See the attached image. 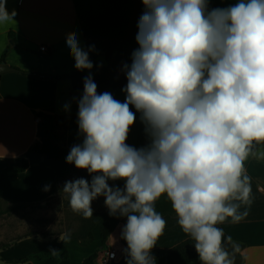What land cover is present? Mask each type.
<instances>
[{
  "label": "clouds",
  "instance_id": "obj_1",
  "mask_svg": "<svg viewBox=\"0 0 264 264\" xmlns=\"http://www.w3.org/2000/svg\"><path fill=\"white\" fill-rule=\"evenodd\" d=\"M7 3L0 0V25L18 14ZM142 3L138 47L121 69L123 102L98 92L95 45H83L75 31L66 35L74 67L88 72L81 95L72 98L82 139L66 162L91 179L68 180L62 192L85 219L101 196L109 216L126 218L120 232L126 264H157L152 250L167 221L155 204L164 194L201 264H235L239 245L218 225L247 217L253 194L245 161L264 158V0L225 7H210L212 0ZM63 108L70 111L71 102ZM136 113L148 141L140 147L127 143ZM59 239L65 244L71 235Z\"/></svg>",
  "mask_w": 264,
  "mask_h": 264
},
{
  "label": "crops",
  "instance_id": "obj_2",
  "mask_svg": "<svg viewBox=\"0 0 264 264\" xmlns=\"http://www.w3.org/2000/svg\"><path fill=\"white\" fill-rule=\"evenodd\" d=\"M215 1L217 7L234 2ZM7 9L10 12L16 9L18 14L12 22L0 25V63L5 49L10 46L5 63L17 70L0 75V210L3 211L0 216V264H22L21 258L44 250L52 239L66 233L62 228L77 227L78 221L76 213L72 216L71 207L67 210L63 206L65 194L51 168L30 165L23 172L11 168L21 164L19 159L36 141L40 142L37 159L63 152V146L37 136L40 113L69 117L66 141L69 149L82 139L77 134L78 106L72 99L82 92L72 88L70 78L44 79L23 71L59 75L77 71L66 45L67 33L75 31L83 45L96 47V51L90 53L95 77L106 72V40L122 42L123 51L113 55L109 80H123L126 76L121 71L122 65L131 63V53L138 47L137 22L144 5L142 0H8ZM44 45L46 51L40 50ZM121 89L111 88L109 92L123 102L126 94ZM68 102H71V109L65 111L63 105ZM132 110L135 112L134 107ZM136 115L137 121L127 143L140 147L146 135L139 113ZM245 167L251 177L253 194L248 215L239 223L225 222L220 226L234 242L244 245L241 255L245 264H264V158L249 157ZM45 185H50V190L45 191ZM21 203L38 204V207L11 209ZM155 210L162 216L176 217L166 194L156 201ZM67 212L69 215H65ZM118 222L124 225L126 218ZM110 238L102 246L100 234L94 235L96 247L92 253L97 251L98 257L93 264H104L107 249L117 251V257L111 261H122V264L125 261L123 251L120 253L110 247ZM186 238L188 236L177 223L165 228L154 249L170 248ZM122 241L126 247V241ZM57 264L79 263L72 260L69 252V258Z\"/></svg>",
  "mask_w": 264,
  "mask_h": 264
},
{
  "label": "trees",
  "instance_id": "obj_3",
  "mask_svg": "<svg viewBox=\"0 0 264 264\" xmlns=\"http://www.w3.org/2000/svg\"><path fill=\"white\" fill-rule=\"evenodd\" d=\"M210 7H217L216 1L212 0ZM12 38L14 36L10 34ZM10 46H8L2 56V61H5V55ZM123 51V44L121 41L116 39H108L105 43V63L106 72L101 77H94L95 82L98 84V92L109 91L111 88H123L127 84L126 77L117 82H111L109 80V72L111 69L113 55L117 52ZM26 74L34 75L44 79H61L64 77L70 78L72 83V88L75 91H83V77L85 74L82 71H74L69 74H51V73H41V72H25ZM40 121L37 128V136L39 138L49 139L53 144L60 145L64 147L63 152L58 156L48 157L45 159H37L36 153L40 147V142L36 141L25 153V155L19 159L21 164L18 167L11 168L15 172H23L30 165H38L40 167L51 168L55 175L57 182L60 183L61 180L65 179L67 176L71 175L77 168L74 164H69L66 162V156L68 155L70 149L66 146L67 141V127L69 123V117L66 115H52L46 113H40ZM147 138V137H146ZM38 174H41V169L37 170ZM38 207V204H27L21 203L16 204L11 207V209H20L25 207ZM3 211L0 210V216ZM95 219L88 226L84 224L79 230V233H74L71 239L77 237L79 239L84 238L85 234L88 235L89 240L93 241L92 229L102 221L100 227V238L101 245L104 246L113 232L112 219L119 220L121 218H116L109 216V212H94ZM167 225L165 228L171 227L177 224V217H171L169 215L163 216ZM218 227H221L218 225ZM222 228V227H221ZM224 230V229H223ZM225 232V231H224ZM78 235V236H77ZM226 236H229L225 232ZM70 239V240H71ZM234 242V241H233ZM236 243V242H234ZM89 244L88 240L84 241L83 245ZM239 245V251L236 252L235 264H244V259L241 255V251L244 245L241 243H236ZM50 248H55L59 250L57 256H53L49 251ZM229 251H232V246L228 245ZM153 255L157 258V264H201L199 260L198 253L195 250L193 241L188 237L179 243L175 244L170 248H157L154 249ZM98 257V252L95 251L86 257L80 264H93L95 259ZM69 258V246L68 242L64 244L58 237L52 239L47 247L39 252H33L29 255L21 258L19 260L22 264H57L61 260ZM111 264H122L120 262H112Z\"/></svg>",
  "mask_w": 264,
  "mask_h": 264
},
{
  "label": "rangeland",
  "instance_id": "obj_4",
  "mask_svg": "<svg viewBox=\"0 0 264 264\" xmlns=\"http://www.w3.org/2000/svg\"><path fill=\"white\" fill-rule=\"evenodd\" d=\"M147 142H148L147 138L145 137L143 145H145ZM259 147H260V151L264 152V145H261ZM81 177L89 179V180L91 179V177L89 176V174L87 173L86 170H82V169L77 168L71 175L67 176L65 179L60 181L59 186H60L61 190H62L63 185L66 181L75 180V179L81 178ZM116 183H119L120 186L123 187V181H118ZM255 189H257L256 185H255ZM64 200H65V202H64ZM104 200H105V198L103 196H101L92 202V207L94 208V212H109V210L105 206ZM64 205L68 210V207L70 205H69V201H68L66 195L63 198V206ZM65 215H69L68 212ZM72 216H73V211H72ZM76 217H77V221H78L77 227L72 226L71 228H69V227L62 228L63 231L70 234L71 236H73L74 233H76V234L79 233L80 232L79 230L82 228V226L84 224H86L88 226V224H90L95 219L94 215L89 219H85L83 216L78 215V214H76ZM121 219H119V220L112 219L111 220L112 224L114 225V232L111 234V238H110V247L116 248L120 253L122 252V249L124 247V243H123L122 239H120V232H121L122 224H120L118 222ZM101 223H102V221H99V223H97V225H95V227L92 229L93 238H94V235L98 236L100 234ZM72 225H73V223H72ZM87 240H88L89 244L83 245L84 241H87ZM95 247H96L95 242L89 240V237L87 234H85L84 238L79 239V238L75 237V238L71 239L69 242V252L71 254L72 260L75 261L76 263H79V264L84 260V258L88 257L92 253V251L95 249ZM107 251H109V250L107 249ZM105 259H107V253H106V257L103 259L104 264H111L112 262H115V261H111L113 259H111V260H109V259L105 260ZM123 264H126V260L123 262ZM244 264H245V261H244Z\"/></svg>",
  "mask_w": 264,
  "mask_h": 264
},
{
  "label": "water",
  "instance_id": "obj_5",
  "mask_svg": "<svg viewBox=\"0 0 264 264\" xmlns=\"http://www.w3.org/2000/svg\"><path fill=\"white\" fill-rule=\"evenodd\" d=\"M17 69L15 67L9 66L8 64L5 63V61H2L0 63V75L8 72V71H16Z\"/></svg>",
  "mask_w": 264,
  "mask_h": 264
},
{
  "label": "built area",
  "instance_id": "obj_6",
  "mask_svg": "<svg viewBox=\"0 0 264 264\" xmlns=\"http://www.w3.org/2000/svg\"><path fill=\"white\" fill-rule=\"evenodd\" d=\"M46 48H47V46H41L40 47V50H42V51H46ZM40 119V118H39ZM115 253L116 254V256H117V251L116 250H109V251H107L106 253H107V259H109V260H111V258H109V254L110 253ZM107 259H105V260H107Z\"/></svg>",
  "mask_w": 264,
  "mask_h": 264
}]
</instances>
